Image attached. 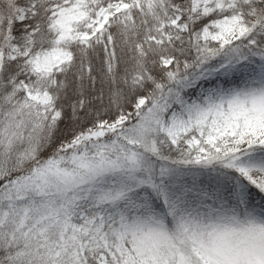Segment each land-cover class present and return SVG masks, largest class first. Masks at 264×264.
Returning a JSON list of instances; mask_svg holds the SVG:
<instances>
[{
	"label": "snow or ice",
	"instance_id": "6c2138e0",
	"mask_svg": "<svg viewBox=\"0 0 264 264\" xmlns=\"http://www.w3.org/2000/svg\"><path fill=\"white\" fill-rule=\"evenodd\" d=\"M0 264H264V0H0Z\"/></svg>",
	"mask_w": 264,
	"mask_h": 264
}]
</instances>
